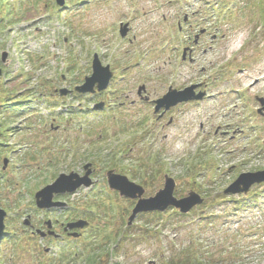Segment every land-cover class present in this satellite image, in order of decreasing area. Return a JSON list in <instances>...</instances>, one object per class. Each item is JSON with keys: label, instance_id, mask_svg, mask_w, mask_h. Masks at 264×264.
I'll list each match as a JSON object with an SVG mask.
<instances>
[{"label": "rangeland", "instance_id": "obj_1", "mask_svg": "<svg viewBox=\"0 0 264 264\" xmlns=\"http://www.w3.org/2000/svg\"><path fill=\"white\" fill-rule=\"evenodd\" d=\"M74 4L58 13L55 0H0V105L9 103L0 109V208L10 235L0 264H68L67 249L102 253L104 264H264V184L224 194L241 174L264 170V0ZM198 29L208 33L190 61ZM94 54L114 77L103 93L80 96L74 88L91 75ZM192 85L203 98L158 119L153 101ZM84 162L97 165L95 184L59 195L66 208L39 211L35 195ZM109 170L146 198L168 175L176 197L194 191L205 202L128 226L136 202L109 189ZM81 216L91 223L83 236L63 235L62 222ZM57 219L59 239L24 225Z\"/></svg>", "mask_w": 264, "mask_h": 264}, {"label": "water", "instance_id": "obj_2", "mask_svg": "<svg viewBox=\"0 0 264 264\" xmlns=\"http://www.w3.org/2000/svg\"><path fill=\"white\" fill-rule=\"evenodd\" d=\"M57 4L61 7L65 5V0H56ZM125 25L121 27L120 33L123 37L127 34V29ZM6 55H3V62L5 61ZM186 58V51L184 52L183 59ZM0 70V74H1ZM114 76V73L111 71L110 66H103L100 57L95 54L92 62V75L85 78L84 83L81 86L76 87V92L79 94H95L98 92H103L106 90ZM198 85L190 86L182 91H178L169 88V91L161 99L154 102L155 113L157 114L163 108L168 111L171 108L177 106L180 103H187L193 100H201L203 94H196L195 90ZM145 91V86L139 88V95ZM70 92L68 90H61L60 94L62 96H67ZM259 102L262 105V109L259 112L264 110V100L259 99ZM104 104H98L96 108H103ZM7 160H5L4 165L7 166ZM85 169L88 170L84 177H80L77 173L70 174H61L55 180V182L46 188L42 189L35 195L36 206L41 210H50L55 208H65L66 203L55 202V196L73 194L82 187L89 188L92 186V181L90 179L91 174L93 173L92 164L85 166ZM107 179L109 187L112 191L120 193V196L126 199L136 201L135 208L132 211L131 216L129 217L128 225L130 226L138 215L143 213H152V212H165L169 208H175L179 210L182 214H188L195 207L204 203V199L198 193L191 191L188 196L184 198H177L175 196V189L177 186L176 181L165 175V184L164 188L160 190L155 196L146 198V190L134 183L124 175L116 173L114 170H111L107 173ZM264 183V171L258 172H248L241 174L225 191L226 195H238V194H248L250 189L255 185H261ZM7 217V212L0 208V242L5 236L6 223L5 219ZM26 226H31L29 221H25ZM89 225V222L80 220L68 224L65 231L74 230V229H84ZM49 229L52 228L51 222H48ZM51 235H55L54 232H50ZM42 237H45L46 234H41ZM73 237H78V233H73Z\"/></svg>", "mask_w": 264, "mask_h": 264}, {"label": "flooded vegetation", "instance_id": "obj_3", "mask_svg": "<svg viewBox=\"0 0 264 264\" xmlns=\"http://www.w3.org/2000/svg\"><path fill=\"white\" fill-rule=\"evenodd\" d=\"M192 26H193V25H191V27H192ZM202 30H203L204 32H202ZM207 33H208V30H206V29H198V30H194L193 36L190 37V40H189V43L191 44V48H192V49H190V47H189V50H190L191 55L189 56V54H188V59H189L190 61H192V54H193V51L195 50V48L200 47V44H201L202 40L206 38ZM186 58H187V57H186ZM55 92L57 93V90H55ZM166 114H167V112H165V113L163 112L161 117H164ZM86 164H87V163H85V162L82 163V164H81V167H80L78 170L75 169V170H76L75 172H77L80 176H84L85 173H86V169H85V165H86ZM92 164H93V169L95 170L94 174L91 176V179H92V182H93V185H94V184H95V181H94V180H95V175H96L97 172H98V168H97V165H96V164H94V163H92ZM71 171H74V170L72 169ZM78 219H80V217L77 218V219H71V220H69L68 222H62L61 231L63 232V235H65V236H70V234H71L70 232H68V231L65 232L66 224H68L69 222L76 221V220H78ZM57 222H58V223H55V222L53 221L52 230H57V226H58L59 223H61V221H59V220L57 219ZM34 230H35V231H36V230H41V231L44 232V233H48V232H49L48 226H46V224L44 223V221L41 222L39 226H36ZM34 230L32 229V232H31V233H32L33 235H37V234L34 232ZM74 232H79V231L74 230L72 233H74ZM49 237L54 238V237H52L51 235H47V236H46V239L49 238ZM62 237H63V236H62Z\"/></svg>", "mask_w": 264, "mask_h": 264}, {"label": "trees", "instance_id": "obj_4", "mask_svg": "<svg viewBox=\"0 0 264 264\" xmlns=\"http://www.w3.org/2000/svg\"><path fill=\"white\" fill-rule=\"evenodd\" d=\"M74 1H77V0H69L68 2H67V4L65 5V7H63V8H59V7H57V5H55V7H56V10H58L59 12L58 13H61V12H64L63 10H67V9H70L72 6H75L76 4H74ZM80 4V3H79ZM8 105L7 104H1L0 105V109H5L6 107H7ZM1 146V145H0ZM89 207L90 208H96V209H98L99 207H97V206H92V205H89ZM88 207V208H89ZM95 209V210H96ZM154 214H157V213H154ZM158 215H160V214H158ZM6 235L8 236V237H10V235L8 234V233H6ZM8 238H5L4 240H7ZM94 242V241H93ZM93 242H91V244L93 243ZM114 250L115 249H113V252H114ZM91 252V251H90ZM113 252H108L107 254V257H111L112 256V254H113ZM85 254V252H74V250L73 251H69L68 249H67V254H66V259L67 260H69L68 261V264H73L74 262H76V261H78V263L77 264H104L103 263V260H102V253L100 254V255H98V254H96L95 253V251L93 252V250H92V253H89L88 255H84ZM211 256H214V253H213V255H211ZM175 264V263H174ZM188 264H195L194 262H192V261H190V260H188Z\"/></svg>", "mask_w": 264, "mask_h": 264}, {"label": "bare ground", "instance_id": "obj_5", "mask_svg": "<svg viewBox=\"0 0 264 264\" xmlns=\"http://www.w3.org/2000/svg\"><path fill=\"white\" fill-rule=\"evenodd\" d=\"M169 11H170V10L167 9V8L164 9V13H166V14H167ZM242 40H243V38H240V39L238 40V42L235 43L234 46H232V51H233V52H235V51L241 49L240 45L243 44V41H242ZM6 104L8 105L9 103L6 102Z\"/></svg>", "mask_w": 264, "mask_h": 264}]
</instances>
